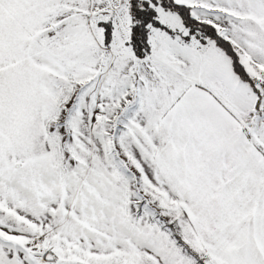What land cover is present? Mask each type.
Wrapping results in <instances>:
<instances>
[{"label":"snow or ice","instance_id":"obj_1","mask_svg":"<svg viewBox=\"0 0 264 264\" xmlns=\"http://www.w3.org/2000/svg\"><path fill=\"white\" fill-rule=\"evenodd\" d=\"M0 264H264V0H0Z\"/></svg>","mask_w":264,"mask_h":264}]
</instances>
